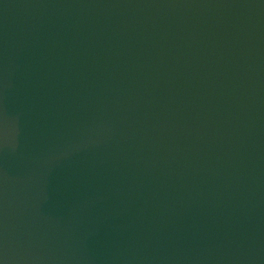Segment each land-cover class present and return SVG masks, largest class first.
Wrapping results in <instances>:
<instances>
[{
    "label": "water",
    "instance_id": "obj_1",
    "mask_svg": "<svg viewBox=\"0 0 264 264\" xmlns=\"http://www.w3.org/2000/svg\"><path fill=\"white\" fill-rule=\"evenodd\" d=\"M0 264H264V0H0Z\"/></svg>",
    "mask_w": 264,
    "mask_h": 264
}]
</instances>
